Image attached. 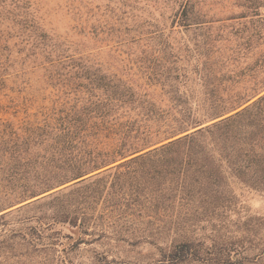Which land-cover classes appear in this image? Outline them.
I'll return each mask as SVG.
<instances>
[{"label":"trees","instance_id":"obj_1","mask_svg":"<svg viewBox=\"0 0 264 264\" xmlns=\"http://www.w3.org/2000/svg\"><path fill=\"white\" fill-rule=\"evenodd\" d=\"M66 3L0 10V19L5 16L0 20V105L9 99L18 110L26 88L87 82L86 73L105 66L97 58L101 54L129 55L150 39L179 34L175 27L207 23L192 0H118L114 7L95 0ZM58 15L65 18L64 31L53 21ZM207 45L208 53L199 57L191 74L178 68V56L160 70H141L150 83L167 82L168 91L161 85L151 92L133 76L109 82L101 77L89 82L92 89L83 82L80 90L64 91L61 112L42 119L9 122L4 118L9 112L0 106V219L42 212V204L50 200L57 202L49 209L54 218L86 235L103 219L120 227L133 219L175 223L171 241L162 246L150 242L157 245L159 258L148 264L261 262L264 242L252 254L245 246L252 241L241 232L208 244L196 235L205 229L204 222L214 232V184L220 188L221 180H237L264 193V84L234 96L219 85L214 103V54L211 43ZM159 94L174 97L158 102L154 97ZM189 95L198 97L194 104ZM189 204L203 212L175 214V207ZM215 205L226 212L233 203L220 195ZM135 235L121 231L116 237L133 245L147 243L135 242ZM102 261L116 263L107 257Z\"/></svg>","mask_w":264,"mask_h":264},{"label":"rangeland","instance_id":"obj_2","mask_svg":"<svg viewBox=\"0 0 264 264\" xmlns=\"http://www.w3.org/2000/svg\"><path fill=\"white\" fill-rule=\"evenodd\" d=\"M95 1L103 7L106 5L114 7L118 0ZM66 2L67 0H0V10L17 5L53 8L58 5L64 6ZM192 4L197 13L202 15V19L207 21L205 27L194 26L188 29L175 27V30L180 31L179 34L150 39L146 43L134 46L129 55L101 54L97 58L104 62L105 66L100 72L86 73L89 79L87 82L83 81L85 86L92 89L93 85L89 82L93 83L101 77L109 82L112 77L127 81L128 76H133L138 86L146 87L151 92L162 87L166 88L164 91H168L167 82L150 83L144 79V72L141 70L145 71V67L160 70L166 62L173 61L178 56L180 58L178 68L192 73L199 57L208 53L207 44L211 43L214 54V103L219 96L216 92L219 85L226 88L230 96L236 93L243 94L252 87H261L264 84V0H192ZM4 18L2 15L1 19ZM64 19L63 15H58L54 16L53 20L62 31L65 30ZM167 26H170V22ZM116 61H123L124 65H118ZM114 63L117 64L115 67ZM71 76L74 78L84 75ZM83 82L73 79L69 87L55 85L51 88L35 85L26 88L18 110H14L15 106L9 99H2L1 108L9 112L4 118L9 122H21L26 118L34 120L58 114L61 112L59 108L62 100L65 99L63 92L80 90L79 86ZM189 85L195 86L193 83ZM179 89L185 90L183 83ZM67 95L71 96L70 93ZM173 97L159 94L154 98L158 102H167ZM197 99V96L190 95L188 98L191 104ZM3 110H0V114ZM16 111L18 112L15 113ZM220 195L223 199L232 201L233 206L229 211L216 210V197ZM56 204L57 202L51 203L48 200L39 209L42 212L36 210L20 212L0 219V264H108L102 261L103 257H107L109 263L115 261V264H148L159 258L157 245L162 246L164 241H171L170 237L177 228L175 223L171 224L165 219L152 223L148 220L133 219L130 224L121 227L119 226L121 224L111 225L103 219L98 223V227L89 229V235H86L80 227L58 217L54 218L53 211L49 209ZM174 212L181 216H191L201 214L203 211L198 205L189 204L175 207ZM203 225L205 229L198 230L196 235L203 236L207 244L211 243L210 240L213 238L217 240L219 236L241 232L252 241V244L246 243L245 246L252 248V254L258 252L264 242V193L251 189L237 180H221L220 188L214 184V232L210 224L204 222ZM121 231L122 233L135 231L137 235L133 237L134 241L147 240V243L133 245L132 240L118 241L116 236ZM102 232L107 234L106 237H100ZM150 234L154 238H150ZM152 241L157 245H151ZM258 264H264V259Z\"/></svg>","mask_w":264,"mask_h":264}]
</instances>
